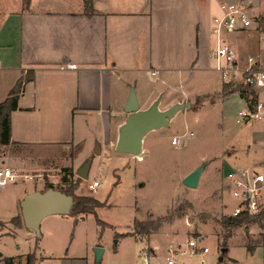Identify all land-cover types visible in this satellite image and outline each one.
Wrapping results in <instances>:
<instances>
[{"label":"rangeland","instance_id":"1","mask_svg":"<svg viewBox=\"0 0 264 264\" xmlns=\"http://www.w3.org/2000/svg\"><path fill=\"white\" fill-rule=\"evenodd\" d=\"M16 2L19 0H0V18ZM211 6L206 14L210 27L208 51L215 44L211 32L213 18L221 13L219 4L215 2ZM256 37L255 33H240L231 35L230 39L235 47L247 53L256 51ZM205 61L204 67L188 81L193 93L184 101H192V107L180 112L169 127L148 134L142 154L118 152L116 145L107 142L108 123L98 115L88 133L89 144L78 154L73 150L67 156H72L73 163L69 164L66 157L40 163L36 160L38 166H31L28 171L33 177L0 186V261L7 264L8 257H18L19 264H25L27 255L34 253V264H75L72 256L61 257L70 252L72 255L77 248L79 254L86 253L90 248L87 243H99L106 252L97 263L94 252L97 246H93L94 264H143L152 239L174 245L186 244L197 236L202 237L201 244L209 251L201 257L186 258L190 264H264L263 225L244 223L227 236V230L217 222L235 204L227 190L225 173L230 166L252 163L257 156V142L262 139L258 132L263 124L236 122L243 105L237 86L231 83L226 88L227 82L214 69L209 55ZM148 77L151 82L155 80L150 72ZM175 83L178 82H172L174 86ZM231 88L236 91L228 92ZM137 89L143 97L149 86L139 85ZM161 107H168L167 99ZM98 131L103 135L102 144L93 143V133ZM114 132L112 127L113 137ZM176 137L181 138L178 144L174 143ZM3 156L1 152L0 158ZM204 161L209 164L199 187L185 186L184 177ZM4 164L14 165L9 161ZM83 167L86 177L79 175ZM20 168L23 166L18 165L19 171ZM95 180L99 186L91 189ZM48 188L95 198L103 205L95 213L84 216L50 215L42 221L38 235L26 227L21 201L26 191ZM137 221L147 226L140 229L142 232L135 229ZM251 244L254 249L250 248ZM157 261L151 257V264Z\"/></svg>","mask_w":264,"mask_h":264},{"label":"crops","instance_id":"2","mask_svg":"<svg viewBox=\"0 0 264 264\" xmlns=\"http://www.w3.org/2000/svg\"><path fill=\"white\" fill-rule=\"evenodd\" d=\"M223 1L91 0L89 9L85 0L13 3L0 18V102L21 81L23 89L11 115L12 142L0 146V160L16 169L23 166L20 171L28 174L42 161L66 157L73 163L67 156L89 144L98 115L108 123L107 142L116 145L132 86L137 95L139 85L149 86L147 95H138L142 107L161 92L168 107L188 99L193 93L188 81L209 55L206 14L212 3ZM251 1L255 9L264 8L263 0ZM93 135V143H101V132ZM149 245L148 252L159 261L170 244L152 239ZM89 246L86 253L77 248L61 258L94 264L91 251L99 243ZM6 261L19 264L18 257Z\"/></svg>","mask_w":264,"mask_h":264},{"label":"built area","instance_id":"3","mask_svg":"<svg viewBox=\"0 0 264 264\" xmlns=\"http://www.w3.org/2000/svg\"><path fill=\"white\" fill-rule=\"evenodd\" d=\"M220 10L221 13L213 18L211 32L215 44L210 48L209 57L223 80L238 88L243 105L236 115V122L240 125L263 124L258 132L262 139L257 142V156L252 163L232 166L225 173L227 190L235 201L228 215L248 214L261 218L264 223V8L255 9L251 0H227L220 4ZM240 33L257 35L256 51L242 53L232 44L230 36ZM174 140L175 144L181 142L179 137ZM31 177L33 175L22 173L0 160V186ZM97 186V180L90 185L91 189ZM201 240L193 236L186 244H170L156 264H190L186 258L201 257L209 251ZM151 257L146 252L143 264H151Z\"/></svg>","mask_w":264,"mask_h":264},{"label":"water","instance_id":"4","mask_svg":"<svg viewBox=\"0 0 264 264\" xmlns=\"http://www.w3.org/2000/svg\"><path fill=\"white\" fill-rule=\"evenodd\" d=\"M164 93L161 92L150 105L142 107L139 102L136 88L130 89L129 98L124 107L127 117L118 128L116 150L122 153L140 155L144 152L145 138L153 131L169 127L178 114L192 107L190 101H178L167 108H162ZM209 162L204 161L183 179V184L196 189L200 185L202 174ZM85 167L79 170V175L86 177ZM74 196L59 189L48 188L27 193L21 201L22 215L27 228L41 234L42 221L55 214L71 215L74 205ZM202 239V237L200 238ZM118 241V240H117ZM227 249L224 248L223 252ZM95 259L100 263L105 248H94ZM223 257H221V260Z\"/></svg>","mask_w":264,"mask_h":264},{"label":"trees","instance_id":"5","mask_svg":"<svg viewBox=\"0 0 264 264\" xmlns=\"http://www.w3.org/2000/svg\"><path fill=\"white\" fill-rule=\"evenodd\" d=\"M86 8L89 9L91 6V0H85ZM226 88H230L232 84H225ZM23 89V81L18 83V85L10 92L8 98L2 102H0V146L8 145L12 142V121L11 115L12 112L17 110L18 99ZM246 90V89H245ZM225 91V89H224ZM227 91V90H226ZM232 88L228 92H235ZM67 169V168H66ZM66 179V178H65ZM52 187V185H49ZM69 193L68 191H66ZM70 194V193H69ZM74 196V205L72 207V216H84L89 213H95L96 208L102 206L103 204L96 200L95 198L86 197V196ZM101 224V220H98ZM228 232V235H231L233 229L239 228L244 223H259L264 226L262 219L256 216L243 214L240 216H223L217 219ZM147 227L143 222L137 221L135 224V229L137 232H142V229H146ZM142 228V229H141ZM141 229V230H140ZM146 231V230H145ZM257 246V245H256ZM251 249H254L255 246L253 244L250 245ZM151 250V249H149ZM35 255L33 253H29L27 255V263L34 264ZM8 261H12L9 259Z\"/></svg>","mask_w":264,"mask_h":264}]
</instances>
